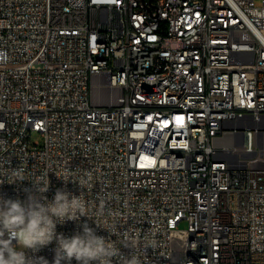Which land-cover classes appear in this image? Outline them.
<instances>
[{
  "label": "built area",
  "instance_id": "2783aa9c",
  "mask_svg": "<svg viewBox=\"0 0 264 264\" xmlns=\"http://www.w3.org/2000/svg\"><path fill=\"white\" fill-rule=\"evenodd\" d=\"M259 1L0 0V196L25 199L41 181L49 200L85 191L90 219L57 232L106 219L116 227L97 234L141 264L187 253L199 254L192 264H264ZM103 35L117 59L96 48ZM187 134L195 144L182 152ZM84 172L87 191L60 179ZM54 248L35 255L51 262Z\"/></svg>",
  "mask_w": 264,
  "mask_h": 264
},
{
  "label": "clouds",
  "instance_id": "9594fccd",
  "mask_svg": "<svg viewBox=\"0 0 264 264\" xmlns=\"http://www.w3.org/2000/svg\"><path fill=\"white\" fill-rule=\"evenodd\" d=\"M22 169H16L13 175L21 177ZM65 185L72 182L87 191L94 187L92 174L84 172L78 183L71 179L60 178ZM21 181H23L21 179ZM14 184V183H13ZM34 191L27 192L25 199L5 198L0 196V264H114L121 258V264H141L135 254L125 255L122 247L109 237L98 235L96 228L105 229L109 234L116 225L103 220L100 227L95 220L96 228L86 221L80 224V230L71 236L57 232V225L68 221H80L81 217L90 219L89 202L85 191L75 195L65 188H58L51 200L44 193L48 191L43 181ZM43 194H40V188ZM127 245L134 247V239L125 233ZM55 242L54 257L51 262L43 256H36L45 247ZM152 246L150 241L145 242Z\"/></svg>",
  "mask_w": 264,
  "mask_h": 264
},
{
  "label": "bare ground",
  "instance_id": "6f19581e",
  "mask_svg": "<svg viewBox=\"0 0 264 264\" xmlns=\"http://www.w3.org/2000/svg\"><path fill=\"white\" fill-rule=\"evenodd\" d=\"M96 48L109 49V59H117L116 47H110V35H103V40L96 41ZM101 61H108V50H99ZM195 144V134H187V143H182V152H191ZM173 157V150H164L163 158ZM185 164H192V155H185ZM199 261V254L187 253L180 256V264H192Z\"/></svg>",
  "mask_w": 264,
  "mask_h": 264
},
{
  "label": "rangeland",
  "instance_id": "374dc122",
  "mask_svg": "<svg viewBox=\"0 0 264 264\" xmlns=\"http://www.w3.org/2000/svg\"><path fill=\"white\" fill-rule=\"evenodd\" d=\"M256 4L258 6H260L261 5V2L259 0H257ZM32 140L33 141L40 140L42 143L44 141L43 137L41 135L37 134V133H34L33 134ZM179 228L180 229H185L186 228V223L185 222L180 223Z\"/></svg>",
  "mask_w": 264,
  "mask_h": 264
}]
</instances>
